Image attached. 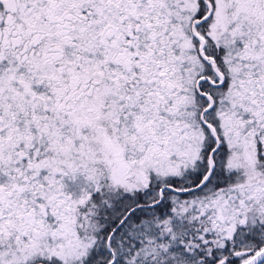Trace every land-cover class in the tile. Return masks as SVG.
Segmentation results:
<instances>
[{
  "label": "snow or ice",
  "instance_id": "1",
  "mask_svg": "<svg viewBox=\"0 0 264 264\" xmlns=\"http://www.w3.org/2000/svg\"><path fill=\"white\" fill-rule=\"evenodd\" d=\"M0 264H264V0H0Z\"/></svg>",
  "mask_w": 264,
  "mask_h": 264
}]
</instances>
